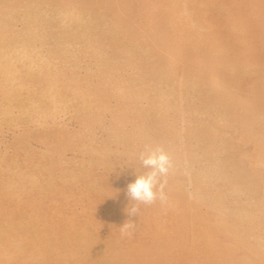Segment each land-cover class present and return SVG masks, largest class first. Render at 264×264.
<instances>
[{"label": "rangeland", "instance_id": "obj_1", "mask_svg": "<svg viewBox=\"0 0 264 264\" xmlns=\"http://www.w3.org/2000/svg\"><path fill=\"white\" fill-rule=\"evenodd\" d=\"M263 26L264 0H0V264H264ZM146 147L167 199L122 235Z\"/></svg>", "mask_w": 264, "mask_h": 264}, {"label": "clouds", "instance_id": "obj_2", "mask_svg": "<svg viewBox=\"0 0 264 264\" xmlns=\"http://www.w3.org/2000/svg\"><path fill=\"white\" fill-rule=\"evenodd\" d=\"M139 159L146 171L142 175H136L135 179L126 186V198L129 205L126 207V214L129 217L122 226V235H130L129 229L134 228L135 218L139 212V205H149L156 200L162 203L166 201L161 178L167 176L171 167L168 154L161 147H146L139 154Z\"/></svg>", "mask_w": 264, "mask_h": 264}, {"label": "bare ground", "instance_id": "obj_3", "mask_svg": "<svg viewBox=\"0 0 264 264\" xmlns=\"http://www.w3.org/2000/svg\"><path fill=\"white\" fill-rule=\"evenodd\" d=\"M173 3H174V1L172 2L171 5H173ZM124 9H125V8H124ZM173 9H174V8H173ZM172 11H173V10H172ZM174 12H175V11H174ZM59 14H60V13H59ZM46 15H47V14H46ZM132 18H133V17H132ZM250 21H251V20H250ZM263 27H264V26H263ZM23 47H24V46H23ZM12 49H13V48H12ZM24 49H25V48H24ZM24 49H23V50H24ZM4 50H5V49H4ZM19 50H20V49H19ZM8 52H9V51H8ZM13 52H15V51H13ZM9 53H10V52H9ZM9 53H8V54H9ZM32 53H33V52H32ZM15 54H16V53H15ZM0 55H1V54H0ZM5 55H6V54H5ZM5 55H4V56H5ZM26 55H27V54H26ZM2 57H3V56H1V58H2ZM5 57H6V56H5ZM11 57H12V56H11ZM15 57H16V56H15ZM25 58H26V56H25ZM4 59H5V58H4ZM10 60H13V59L11 58ZM19 60H20V58H19ZM25 60H26V59H25ZM5 61H6V60H5ZM8 61H9V60H8ZM31 62H32V60H31ZM2 63H3V62H2ZM14 63H15V62H14ZM10 64H11V63H10ZM12 64H13V63H12ZM12 64H11V65H12ZM9 66H10V65H9ZM12 66H13V65H12ZM13 67H14V66H13ZM13 67H12V68H13ZM249 67H250V66H249ZM237 69H238V68H237ZM240 69H241L240 71H242V72H246V67H243V68L241 67ZM4 70H5V69H4ZM4 70H3V71H4ZM6 70H7V69H6ZM9 70H10V67H9ZM15 70H16V69H15ZM17 70H18V69H17ZM11 71H12V70H11ZM13 72H14V73H15V72L17 73V71H13ZM19 72H20V71L18 70V73H19ZM235 72H236V71H235ZM237 72H238V71H237ZM237 72H236V73H237ZM242 72H241V74H242ZM248 72H249V71H248ZM6 73H7V72H6ZM9 73H11V72H9ZM9 73H7V74H9ZM16 73H15V74H16ZM3 75H4V74H3ZM11 75H12V74H11ZM13 75H14V74H13ZM237 75H239V74H237ZM243 75H244V74H243ZM243 75H242V76H243ZM4 76H5V75H4ZM8 76H9V75H8ZM10 80H11V79H10ZM5 81H6V80H5ZM11 81L13 82V80H11ZM11 81H10V83H11ZM240 81H241V80H240ZM243 81H244V80H243ZM245 82H246V81H245ZM242 83H243V82H242ZM0 84H1V83H0ZM10 85H11V84H10ZM20 86H21V85H20ZM243 86H244V85H243ZM8 87H9V86H8ZM28 89H29V88H28ZM8 90H9V89H8ZM3 91H4V90H3ZM4 92H7V93H8V91H6V90H5ZM4 92H3V93H4ZM9 92H10V91H9ZM239 92H242V91H239ZM5 94H6V93H4V95H5ZM53 95H54V94H53ZM246 95H248V93H247ZM248 96H249V95H248ZM245 97H246V96H245ZM45 98H46V97H45ZM69 101H70V100H69ZM10 108H11V107H10ZM54 108H56V107H54ZM12 109H13V108H12ZM12 109H11V110H12ZM49 111H51V110H49ZM53 111H54V110H53ZM54 112H55V111H54ZM50 113H51V112H50ZM46 118H47V117H46ZM53 119H54V118H53ZM53 119H52V120H53ZM148 120H149V119H148ZM244 120H245V119H244ZM141 121H142V120H141ZM245 128H246V127H245ZM180 148H181V147H180ZM176 150H177V149H176ZM180 150H181V149H180ZM180 150H177V151H178V154H179V151H180ZM176 154H177V152H176ZM171 162H172V161H171ZM186 163H187V162H186ZM186 163H185V164H186ZM171 164H172V163H171ZM185 166H186V165H185ZM208 166H209V165H208ZM186 169H187V168H186ZM184 170H185V168H184ZM201 170H202V169H201ZM205 170H206L207 172H209V169H208V168H206ZM207 172H206V173H207ZM181 173H182V172H181ZM192 173H193V172H192ZM202 174H205V173H202ZM192 175H193V174H192ZM192 175H191V176H192ZM207 175H208V174H207ZM183 176H184V175H183ZM203 176H204V175H203ZM203 176H202V177H203ZM209 177H211V175H210ZM196 179H197V178H196ZM205 183H206V182H205ZM206 184H207V183H206ZM233 189H234V188H233ZM215 207H216V206H215ZM219 208H221V207H219ZM235 210H236V208H235ZM235 210H234V211H235ZM242 210H243V209H242ZM234 211H233V212H234ZM238 212H242V211L239 210ZM221 213H222V212H221ZM244 213H245V212H244ZM224 214H225V213H224ZM237 214H238V213H237ZM215 215H216V214H215ZM241 215H242V213H241ZM243 215H244V216H245V215H248L247 217H249V213H245V214H243ZM250 215H251V214H250ZM224 216H225V215H224ZM245 217H246V216H245ZM250 218H251V217H250ZM255 219H256V218H255ZM257 219H258V218H257ZM215 220H216V219H215ZM222 220H223V219H222ZM222 220H221V221H222ZM216 221H217V220H216ZM223 221H224V220H223ZM249 221H250V220H249ZM252 222H254V221H252ZM240 223H241V222H240ZM241 227H242V226H241ZM248 229H249V228H248ZM1 232H2V230H1ZM237 232H238V231H237ZM240 232H241V231H240ZM6 234H7V233H6ZM233 234H234V233H233ZM236 237H237V236H236ZM238 238H239V237H238ZM261 240H262V239H261ZM10 241H12V240H10ZM5 242H6V241H5ZM5 242H4V243H5ZM8 242H9V240H8ZM16 242H17V241L14 240V243H16ZM18 242H20V241H18ZM10 243H12V242H10ZM14 243H13V244H14ZM20 244H21V243H20ZM14 246H15V245H13V247H14ZM16 246H18V244H16ZM16 246H15V247H16ZM36 246H37V245H36ZM51 246H52V245H51ZM84 246H85V245H84ZM260 246H261V245H260ZM15 247H14V248H15ZM18 247H19V246H18ZM38 247H39V246H38ZM78 247H79V245H78ZM80 247H81V246H80ZM82 247H83V246H82ZM5 248H6V247H5ZM5 248H3L4 251H5ZM16 248H17V247H16ZM19 248H20V247H19ZM35 248H36V247H35ZM256 249H258V248H256ZM1 250H2V249H1ZM254 250H255V249H254ZM4 251H3V253H4ZM255 251H256V250H255ZM249 252H250V251H249ZM257 252H259V251H257ZM1 253H2V252L0 251V255H1ZM40 253H41V252H40ZM259 253H260V252H259ZM11 254H12V253H11ZM14 254H15V253H14ZM36 254H37V253H36ZM73 254H74V253H73ZM254 254H257V253H254ZM2 255H3V254H2ZM8 255H9V254H8ZM254 256H255V255H254ZM2 257H3V256H2ZM5 257H10V255H9V256H5ZM32 257H34V256H32ZM178 257H179V256H178ZM8 260H9V259H8ZM11 260H12V259H11ZM170 260H171V262H173V263H170V264H174L175 261H176V262L179 261V258H176L175 260L172 258V259H170ZM6 261H7V260H6ZM7 262H9V261H7Z\"/></svg>", "mask_w": 264, "mask_h": 264}]
</instances>
